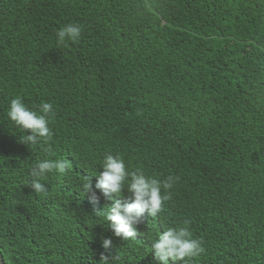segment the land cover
<instances>
[{
    "label": "trees",
    "instance_id": "16d2710c",
    "mask_svg": "<svg viewBox=\"0 0 264 264\" xmlns=\"http://www.w3.org/2000/svg\"><path fill=\"white\" fill-rule=\"evenodd\" d=\"M69 23L80 38L57 44ZM17 96L52 103L47 143L21 141L30 130L7 117ZM106 152L175 178L126 241L97 213L111 201L80 191ZM48 158L72 167L36 193L30 169ZM170 226L203 241L192 264H264V0H0L5 263L100 264L110 238L113 264H158L151 241Z\"/></svg>",
    "mask_w": 264,
    "mask_h": 264
},
{
    "label": "clouds",
    "instance_id": "9594fccd",
    "mask_svg": "<svg viewBox=\"0 0 264 264\" xmlns=\"http://www.w3.org/2000/svg\"><path fill=\"white\" fill-rule=\"evenodd\" d=\"M82 28L79 24L69 23L57 31V44H64L66 40L77 41L81 36ZM55 112L50 102H42L34 108H29L22 98L17 96L11 99L7 109V117L23 131L30 130L31 134L23 135L21 141L27 145H39L51 139L52 131L49 127ZM48 152L49 149H44ZM100 171L95 185L88 178L82 182L80 191L88 195L93 203H99L101 196L111 204L104 210L97 212L114 236L122 240L135 238L139 233L138 225L144 222L145 213L157 218L163 211L164 203L171 199L170 189L175 182L172 176L163 182L147 176L143 170L130 171L125 160L119 154L106 152L99 163ZM72 167L71 163L63 159H44L36 162L30 169L28 184L36 193L46 194L47 186L44 179L53 173L65 174ZM97 174V172L95 173ZM162 188L164 191L162 192ZM130 194L127 202H122L124 190ZM99 193V195H98ZM114 194V195H113ZM112 246V239L102 238V247L105 252ZM151 252L158 264H192L194 258L205 251L203 241L194 238L187 227H167L163 233L158 232L151 241ZM100 253V264H113L115 256Z\"/></svg>",
    "mask_w": 264,
    "mask_h": 264
},
{
    "label": "water",
    "instance_id": "95a60500",
    "mask_svg": "<svg viewBox=\"0 0 264 264\" xmlns=\"http://www.w3.org/2000/svg\"><path fill=\"white\" fill-rule=\"evenodd\" d=\"M0 264H6L1 252H0Z\"/></svg>",
    "mask_w": 264,
    "mask_h": 264
}]
</instances>
